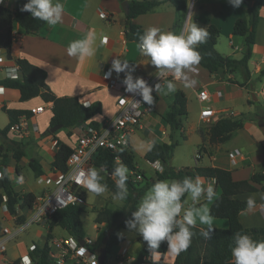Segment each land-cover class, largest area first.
<instances>
[{"label": "crops", "instance_id": "crops-1", "mask_svg": "<svg viewBox=\"0 0 264 264\" xmlns=\"http://www.w3.org/2000/svg\"><path fill=\"white\" fill-rule=\"evenodd\" d=\"M60 2L64 6L60 23L55 26H50L46 22L45 25L34 34H26L19 25H16L14 31L17 32L18 39L14 40L12 44V57L8 58L6 51L0 48V60L16 61L18 58H26L34 65H37L46 71V83L55 95L76 96L84 104L100 102L102 105V111L101 113L96 114L93 119L99 122L102 126L109 120L114 119L119 110L117 99L120 92L114 90L110 86V82L112 80H123L125 74L120 73L117 75V73L113 71L108 80L104 78V75L111 68L112 61L114 60L113 58L124 59L126 53V41H128L125 36V29L127 27L126 12L124 11L122 1L120 0H60ZM192 2L193 7L191 11L188 10V8L185 11H179L174 4L167 1L147 13L138 15L131 20V22L140 25L144 30L150 27H157L163 31L174 32L177 34L180 32L183 22L186 23L184 29L189 28L192 22L202 28H206L210 24H215L221 30L216 49L224 55L241 58L246 48L245 38L244 36H241L242 38L237 37L238 35L233 33V27L238 18L248 17V6L243 2L239 8H233L228 3V0H188V7ZM0 4L14 9L16 0H2ZM99 7L104 9L106 17L100 16L98 11ZM90 32L94 33L96 36L93 45L96 49L95 55L84 58L69 56L67 48L70 42L83 39ZM130 66L135 67V71L133 72L134 77H142L144 79L157 73V69L151 65L150 57L142 54L134 63L130 64ZM248 67L250 70V77L247 78L244 73H242L240 80L236 77L237 71L232 72L228 69H220L217 72L211 73L198 64L194 66V71L188 73L189 79L196 81L194 86L186 87L183 80H175V92L167 95L159 93L155 108L143 117L140 125L136 127L133 132L143 131V134L150 139L144 155L155 142H167L165 137L157 134L158 132L155 129V125H160L159 127L164 134L171 132L170 126L163 120L162 115L173 103L175 93L178 90H183L187 97L188 115L186 117L189 120V118H192L193 116V120L188 123V126H186L184 118L183 129L178 132L181 133L185 141L193 142L198 148L201 145V147H203L201 150V157L198 159L195 154V162L191 167H222L231 170L235 180L250 179L254 172L262 171L264 168V157L259 161L253 162V155L250 152L243 150V148L245 149L244 146L242 148V145L234 146L224 144L227 141L216 144L210 143L209 134L204 129L201 130L203 122L200 119L201 103L197 99V91L204 87L212 93L219 92L221 99L216 100V96H214L215 99L211 103V106L217 110L229 108L228 106L230 105L226 102L235 100L236 96L233 94L234 91H237L238 97L243 98L246 102H250L252 95H256V101H259L260 98L264 100V76L258 78L260 71L264 69V7L261 9V17L256 29V42L253 46L252 57L248 62ZM7 68L9 67L6 66L0 68V79L5 78L4 73ZM40 104H46V108L43 113L30 119V125L37 124L39 132L33 133L34 135L32 134V136L28 138L29 140L26 141V154L17 161L14 159L13 153L8 152L5 161L14 190L18 193L33 192L36 197L53 189L55 184L53 182L40 183L38 181L40 175H35L30 166V162L36 159L42 166V174L52 171L55 169L52 167L54 157L50 154V150L53 148V140L59 139L61 142L66 143L73 148L77 143L78 137L84 134L85 130L89 127L87 124L68 127L65 128V130L50 133L47 136L41 133V131H45L50 126V120L53 115L51 110L53 103L44 102L40 96L27 101H21L15 91H10L7 95L6 106L2 109L4 110V108L9 107L29 109L32 106ZM193 104L197 107L194 113H192L191 108V105ZM48 111H50L49 114H47ZM237 113L240 114L239 112ZM5 114L7 115L6 112ZM216 117H219V115ZM251 118L253 119V117ZM8 122L9 118L7 115V117H5L4 126H6ZM245 125L250 126V123L246 124L245 122L244 126ZM0 129L2 128L0 127ZM239 130L241 129L236 131ZM236 131H234L233 134ZM9 135L12 138L17 139L13 133H9L8 136ZM3 138L5 137L3 136ZM0 145L5 144L0 142ZM130 147L132 149L131 137ZM236 148L240 149L243 154L239 165L233 164L230 156L231 151ZM257 150L258 153H264V149ZM171 163L173 166H176L175 163ZM135 164L139 169L138 171L146 176V171L142 170L136 161ZM176 167L188 166L181 165ZM27 168L31 170L35 177V180L31 184L27 181L24 173ZM244 172L248 173L246 174L247 176H245ZM21 176L23 177V183H17L16 178ZM203 180L206 186L213 179L205 178ZM263 184L264 182L262 184H255L259 188L257 191L236 195V197L243 200H247L250 195H254L256 198L255 209L252 211L246 209L240 214V220L245 227H264V199H261V196H264V190L260 189ZM214 188L216 193L214 197L215 199L220 194V189L216 185V182ZM184 199L186 200L185 207H191L192 201L190 198L185 197ZM93 200L95 204L96 202L100 203L101 207L108 205L105 203L106 201L103 203V198L98 195H94ZM213 200L207 201L206 199L201 198L197 207H207L210 209ZM117 202L120 201L112 203L116 207L111 208L118 210L121 209L124 202H120V205H118ZM6 208H8L7 196L4 191L0 189V223L4 225H12L13 221L6 218ZM22 212L24 215H27L29 210ZM212 217L213 227L228 226V220L226 218ZM47 221L48 219L42 220L36 225H33L36 226V231H38L39 235H41L43 229H46L45 223ZM94 226L96 229H100L99 226H102L105 230L107 228V223L103 222L99 224L95 221ZM196 226L204 227L207 225H202L197 222ZM55 227L51 232L55 233ZM120 230L117 234L123 237V240L115 246H118L117 253L119 248L126 249L123 264H129L131 260L140 253L143 246L141 243L132 246L126 244V236L121 234ZM48 232L46 234V239L42 244H38L35 240L28 242L24 239L10 243L6 252V258L0 259V264H34L29 256L31 247L35 244L43 246L47 241ZM57 235L58 236H54L49 240L50 251H52V253L59 252V249H57L55 245L57 239L70 236L68 232ZM86 237H90L87 232ZM137 237L138 234H136V239ZM93 241L97 245V242L94 239ZM176 256L177 254H174L169 250H167L163 256L160 253L154 252L151 254L152 261L142 262L140 264H156V261L159 260H162L166 264H173ZM117 258L116 254L113 261L106 262L105 258V262L108 264H117ZM69 264L72 263L70 262Z\"/></svg>", "mask_w": 264, "mask_h": 264}, {"label": "trees", "instance_id": "trees-1", "mask_svg": "<svg viewBox=\"0 0 264 264\" xmlns=\"http://www.w3.org/2000/svg\"><path fill=\"white\" fill-rule=\"evenodd\" d=\"M124 1V0H120ZM128 12L126 17L133 20L140 14L147 13L164 2H171L179 11H185L188 8V0H127ZM254 1V3H252ZM248 6V17L238 18L233 27L235 35L244 36L246 48L241 58H234L224 55L216 49V44L220 36L221 30L215 24L208 25L205 30L208 35L203 43L197 46L202 59L199 63L209 72H217L220 69H228L232 72L241 70L244 75L249 78L250 70L248 62L252 57L253 46L256 42V29L261 17V9L264 7V0H243ZM26 0H16L14 9L0 4V48L6 51L8 58H11V47L13 44V32L16 25H19L26 34H34L38 32L44 25L45 21L33 18L30 13L22 12L21 8ZM145 30L138 24L131 22L129 27L125 29L127 40L140 42V36ZM123 60V59H121ZM21 76L17 79H0V86L19 88L21 101H27L40 96L44 102H52L53 115L50 120V128L55 125H62L64 128L82 126L87 124L91 128H99L101 124L93 119V117L101 113L102 105L100 102H92L84 104L76 96H57L49 88L46 83V71L31 63L26 58L16 59ZM264 76V69L258 75V78ZM235 82V81H233ZM154 96V103L149 105L152 109L158 101V94ZM87 105V107H85ZM7 113L9 122L0 129V135L6 138V144L0 145L1 169L5 171V176L0 179V189L7 196V207L12 213L18 210H29L36 199L33 192L18 193L14 190L9 172L6 165V157L8 152L13 153L15 160L19 161L26 154L27 143L23 140L9 138V128L12 124L20 121L21 115L30 116L28 109L4 108ZM188 115L187 97L183 90L175 93L174 101L162 115L163 120L170 126V142H155L145 154V158L154 162L159 160L164 165L163 171L156 172L155 177L146 180L142 187H138L137 183L128 175L127 187L128 198L124 201L121 209H113L108 205L96 209V223H107L105 229L104 244L106 254L109 253L113 246L118 245L123 237L117 233L120 229L127 228L125 221L131 218L132 212L138 207V204L150 186L157 180L176 179L180 180L185 177H205L215 180L216 185L220 189V194L213 200L210 206L211 216L218 218H226L228 220L227 227H213L210 238H204L201 234L206 231L208 226L192 228L193 236L190 246L177 254L173 264H234L231 255V247L233 246V237L235 233H247L255 240H264V227H245L241 220L240 214L246 210V200L236 197V195L246 192L257 191L259 188L255 184L264 182V171H256L250 179L235 180L232 171L218 166H195V167H176L171 163V158L175 148L179 145V141L174 140V135L183 129V119ZM256 122L262 126L264 124V105H261L260 112L256 117ZM244 127V120L237 117H221L209 126L210 143H223L228 141L234 131ZM51 132V129L48 131ZM56 133V132H54ZM59 149L52 161L53 168L66 169V161L73 148L58 139ZM202 146V145H201ZM199 147L200 150L203 147ZM123 165L128 170H139L135 164L134 153L131 147L125 148L118 153ZM116 154L109 150L103 149L94 158L95 167L103 168L106 171L113 170L117 164L115 163ZM36 176L43 173L41 164L35 159L30 162ZM105 176L103 183L107 184L113 194L116 192L114 180L112 177ZM145 177V175H144ZM264 190V184L261 186ZM84 195L86 191H83ZM85 212L83 205L72 204L63 209L58 210L49 221V232L55 226H59L66 230L68 234L84 240L86 231L82 223V214ZM25 219L22 214L18 217L21 222ZM48 232L47 241L43 246L37 244L30 250L29 256L34 264H55L50 255L49 240L52 238ZM138 242L142 244V250L129 264H140L142 262L152 261L151 252L148 250L147 244L142 237L138 235ZM166 242L162 243L160 248L155 252L162 256L167 252ZM156 264H166L162 260L156 261Z\"/></svg>", "mask_w": 264, "mask_h": 264}, {"label": "clouds", "instance_id": "clouds-1", "mask_svg": "<svg viewBox=\"0 0 264 264\" xmlns=\"http://www.w3.org/2000/svg\"><path fill=\"white\" fill-rule=\"evenodd\" d=\"M228 3L233 8H239L243 0H228ZM63 10L64 6L60 0H26L21 8L22 12H28L33 18L45 21L50 26L61 22ZM207 35L205 28L199 27L194 22L179 34L163 31L157 27L145 30L136 48L140 54L150 57L151 65L157 69L158 79L169 73L173 76L174 79L165 81L164 86L160 82L149 85L142 77H134L135 67L130 66L127 59H114L111 68L105 73V78L111 77L113 71L117 75L124 73L122 84L125 86V91L140 96L144 104L152 105L153 92L167 95L176 91L175 80H183L186 87L195 85L196 81L190 80L188 73L194 71V66L200 63L202 57L197 51V46L205 41ZM95 40V34L90 32L83 39L70 42L67 48L68 55L80 58L94 56ZM4 76L8 79L19 78L18 66L7 68ZM3 91L4 89L0 87V92ZM156 166L162 171L158 162ZM5 171H0V179L4 178ZM102 171L103 169L90 168L84 174V186L96 195L108 190L107 184L102 182ZM111 177L116 188L113 199L124 202L128 198L127 167L118 164L112 170ZM16 179L17 183H23L22 176ZM214 184L213 179L205 186L204 180L199 176L180 180H157L144 193L131 218L125 221L126 227L142 237L151 253L166 242L170 252L179 254L190 246L192 228L197 222L208 226L201 234L206 239L210 238L214 230L213 217L207 207H197V205L201 198L207 201L214 199L216 195ZM185 197L192 201L191 207H185ZM261 199H264V196H261ZM246 207L249 211L255 209L254 195L247 198ZM230 250L234 264H264V240H255L247 233L238 232L234 234L233 246Z\"/></svg>", "mask_w": 264, "mask_h": 264}, {"label": "built area", "instance_id": "built-area-1", "mask_svg": "<svg viewBox=\"0 0 264 264\" xmlns=\"http://www.w3.org/2000/svg\"><path fill=\"white\" fill-rule=\"evenodd\" d=\"M190 9L192 6L189 5ZM101 17H106L104 9L98 8ZM18 39L16 31L13 32V40ZM115 59V58H113ZM16 67L18 64L13 60H0L1 67ZM19 68V67H18ZM20 77V72H19ZM105 78V75H104ZM108 80V78H105ZM173 76L169 73L167 76H161L159 79L157 73L144 78L149 85H155L160 82L162 86L165 81L173 80ZM109 82V81H108ZM110 86L120 92L117 99L119 107L118 113L114 119L109 120L106 124L99 128L88 127L84 134L77 139L73 151L66 161V169L55 168L48 173L41 174L38 177L40 183L53 182L55 186L53 189L36 197L33 206L29 209L23 221H19L18 217L23 214L18 210L17 213H12L6 208V218L13 221L12 225H4L0 223V259L6 258V252L9 244L17 239L22 233L29 229L30 226L39 223L42 220L50 219L58 210L63 209L69 205H84L86 198L83 191L88 189L84 186V174L90 168L103 169L95 167L94 158L100 150L109 149L116 154L115 163L121 164V158L118 155L120 151L130 147V136L135 131L143 119V117L150 111L152 107L142 102L141 97L125 91V86L122 80H112ZM4 89L0 92V109L6 106L7 95L10 91H15L20 97L21 92L19 88L0 86ZM159 94L153 92V95ZM221 99L219 92L212 93L206 88H200L197 91V99L201 103L200 119L203 123H213L221 117H231L235 114L234 111L228 109L217 110L211 106L214 101ZM50 103V102H49ZM46 104H40L30 107V116L21 115L20 121L12 124L9 128V133H13L18 140L27 141L33 133H38L39 128L37 124L30 125V119L45 111ZM219 117H216L218 116ZM34 135V134H33ZM58 140H53V148L50 154L54 157L59 149ZM201 150L197 152L196 157H201ZM242 151L238 148L231 151L230 156L233 164L239 165L242 159ZM157 162L160 169H164V165L159 160L151 162L152 167L161 172L157 168ZM1 171V169H0ZM106 176L111 177V171H102ZM128 175L132 180L139 182L144 179V174L138 170H128ZM205 179V177H201ZM21 213V214H20ZM55 245L59 252L52 253V261L55 264H99L100 248L94 243L93 239L86 237L84 242L73 236H67L55 241ZM34 246L31 247V250ZM126 249L119 248L117 253V264H123L124 254ZM108 264V263H104Z\"/></svg>", "mask_w": 264, "mask_h": 264}, {"label": "rangeland", "instance_id": "rangeland-1", "mask_svg": "<svg viewBox=\"0 0 264 264\" xmlns=\"http://www.w3.org/2000/svg\"><path fill=\"white\" fill-rule=\"evenodd\" d=\"M192 4H193V2H192ZM189 7H188V10L191 11L193 5L191 6V9ZM185 26H186V23L183 22V25L180 29V32L185 30L184 29ZM237 37L240 38L241 36L238 35ZM242 73L243 72H241V70L236 72V77L239 78L240 80H241L240 77H241ZM233 94L236 96L235 100L226 102L227 104L230 105V106H228L229 108H227V109L229 111L235 112V114H233L231 117H237V118L240 117L244 120V124H245V122H246V124L250 123V126L245 125L243 129L236 131L232 135L230 140H228L224 144L234 145V146L242 145L241 146L242 148H243V146L245 147V149L243 148V150H245L246 152H250L253 155V162L259 161L260 159H262L264 157V153H258L257 152L258 151L257 149H264V133H263L261 126L256 122L255 119H256L258 113L260 112L261 105H264V100L262 98H260L259 101H256L257 99L255 100L254 96L252 95L250 102H246L243 98L238 97L237 91H234ZM191 108H192V113H194L197 107L195 104H193V105H191ZM150 112H148L147 114H149ZM237 112H239L240 114H238ZM49 113H50V111L47 112V114H49ZM250 114H252V115H250ZM5 117H7V115L5 114V111L3 109H1L0 110V127L2 129L5 127L4 126ZM251 117H253V119ZM192 120H193V116H192V118H189V120L187 119V117H185L184 122H185L186 126H188V123L191 122ZM210 124L211 123H203L201 130L204 129L209 134ZM159 126L160 125H158V124L155 125V129L158 132L157 134L165 137V140L167 142H170V133L164 134L162 132V129ZM50 129L51 128L49 126L45 131H43V132L41 131V133H43L47 136L48 134H50L48 132ZM60 130H65V128L61 127L58 130H56V132H58ZM130 137H131V142H132V150H133V153L135 156V161L140 166V168L142 170L146 171V176L144 177V179L137 183L138 187H142L145 185L146 180L151 178V177H154L156 175V172H157L151 166V163L145 158V155H144V152H145L146 148L148 147V143H149L150 139L147 138L146 135L143 134V131H136ZM9 138H12V137L9 135ZM174 140L179 141L180 143L175 148L174 154L171 158V162L175 163L176 166H181V165L188 166V167L193 166V164L195 162V154H197V152L200 151V148H198L197 145H195L191 141H185L184 138L182 137L181 133H179V132H177L174 135ZM0 142H3L4 144H6V140H5V138H3L2 135H0ZM206 161H207V159H206ZM263 170H264V168L262 169V171ZM24 173L26 175L27 181L30 184L33 183V181L35 180V177H34V174L31 172V170L29 168H27ZM244 174H245V176H247L246 174H248V173L244 172ZM101 175L103 176V178H105V176L103 174H101ZM94 195H96V194L90 192L89 190H87L85 193L86 203L83 205L85 212L82 215V222H83V225L85 227V230H86L88 236H90L91 238H93L97 242L98 248H101L104 244L105 230L103 229L102 226H99L100 229H96L94 226L96 209L101 207L100 203H97V202H96V204L94 203V200H93ZM113 195L114 194L108 189L106 192H104L103 194H100L98 196L103 198V200H104L103 203L106 201L105 203L108 204L109 207H116L115 205L112 204L116 201L113 199ZM117 204L120 205V202H117ZM25 217H26V215H25ZM50 219H48V221L45 223L46 229L42 230L41 235H39L38 231H36V226L32 225L29 227L28 230H26L24 233H22L17 239H15L12 242H15V241L20 240V239H24L28 242H30L31 240H35L38 244H42L44 242V240L46 239L47 232L49 231ZM34 225H36V224H34ZM65 232H67V231L62 229L61 227L57 226V227H55V233L51 232V231L49 233H51L52 237H54V236H58L57 234L65 233ZM120 232H121V234H124L126 236L125 237L126 244L132 246L135 244L137 245V243L138 244L140 243L136 239L137 233L134 230H129L128 228H124V229H121ZM117 248H118V246L113 247L112 250L107 254L106 262L113 261V259L115 258V255L117 254Z\"/></svg>", "mask_w": 264, "mask_h": 264}, {"label": "water", "instance_id": "water-1", "mask_svg": "<svg viewBox=\"0 0 264 264\" xmlns=\"http://www.w3.org/2000/svg\"><path fill=\"white\" fill-rule=\"evenodd\" d=\"M252 3H254V1ZM122 7H123L124 11L127 13L128 12V1L127 0L122 1ZM126 25H127V27H129L131 25V19L127 18ZM138 43L139 42L134 41V40L126 41V53H125L124 59H127L129 61V64L134 63L139 58V56L141 55L136 48V44H138ZM253 96H254V99L256 100L257 99L256 95H253ZM61 127H62V125H60V124L55 125V126L51 127V132L54 133V132H56V130H58ZM261 128H262L263 133H264V124L261 126ZM80 242L83 243L84 240H80ZM105 258H106V248L101 247L100 248V255H99V264H104Z\"/></svg>", "mask_w": 264, "mask_h": 264}]
</instances>
